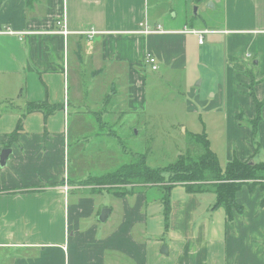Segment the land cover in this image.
<instances>
[{
  "label": "crops",
  "instance_id": "obj_1",
  "mask_svg": "<svg viewBox=\"0 0 264 264\" xmlns=\"http://www.w3.org/2000/svg\"><path fill=\"white\" fill-rule=\"evenodd\" d=\"M147 9L148 0H0V154L10 151L0 264H264V188L242 187V212L228 219L214 194L175 184L166 213L159 185L83 187L90 165L112 168L100 153L69 162L68 124L79 137L93 129L119 140L113 131L131 129L126 118L145 110L147 75L158 71L189 83L188 114H224L237 160H250L255 138L264 150V0H182L170 8L181 20L167 23ZM193 32H205L201 44ZM102 145L108 154L111 142Z\"/></svg>",
  "mask_w": 264,
  "mask_h": 264
},
{
  "label": "rangeland",
  "instance_id": "obj_2",
  "mask_svg": "<svg viewBox=\"0 0 264 264\" xmlns=\"http://www.w3.org/2000/svg\"><path fill=\"white\" fill-rule=\"evenodd\" d=\"M172 5L177 10V6L182 5V0H148L147 10L150 16L156 19L161 18L165 23L173 20L172 16L175 14L177 22H179L181 18L177 16L178 12L170 9ZM188 8L187 14L190 15L191 11ZM192 12H194V6ZM219 20L220 17H215L213 22H219ZM214 66L216 67L215 63ZM217 71L218 69H213L212 76L220 82L217 78ZM148 73L146 108L143 112L133 113L132 116L126 118L131 129L123 131L119 127L115 128L113 134L118 135L119 140L107 135L106 132H95L93 129L83 132V137H79L78 132L73 131L75 124H68L70 127L68 139L69 162L84 152L89 153L91 158H94L95 155L98 156L97 153H100L99 157L104 165L106 167L112 166V170L108 171V174L115 170L118 165H121L120 159L126 161L130 153L135 152L141 155L146 154L147 164L151 168L165 169L167 166L174 164L181 155L184 157L188 154L187 145L191 142L193 136L204 135L209 151L214 154L220 169L225 172L226 164L229 163L226 158L228 151L231 149V159L238 158L235 155L237 149L229 144L231 140L237 142V139L234 137L226 139L225 137V128L230 122L224 114L219 111L204 113L202 108L198 109V113L188 114L186 100H191L187 93L189 83L185 82L178 74L159 73V71ZM204 76H206V73ZM213 91L208 92L209 94L204 92L203 99L209 97ZM98 105L100 106V101H98ZM79 109L80 112H83L82 105ZM4 110H12L11 105L8 103ZM88 119L92 120L90 121L92 124L96 122L91 116ZM244 125H247V123ZM250 125L252 129V124ZM106 142L112 144L107 147L108 154L104 153L106 150L102 145ZM252 145L255 151L250 156L249 163L264 164V150L261 149L259 138L253 139ZM126 152L128 156L124 158L123 155ZM111 160L112 163L109 162ZM119 162L120 164H118ZM100 173H104V171L99 170L95 164L90 165V168L84 171V175L88 174V178L85 179L82 186L87 187L86 189L90 191H100L99 178L106 174L102 175ZM163 175L166 179L169 177L166 171L163 172ZM88 186L91 187L88 188ZM261 193L264 195V189Z\"/></svg>",
  "mask_w": 264,
  "mask_h": 264
},
{
  "label": "trees",
  "instance_id": "obj_3",
  "mask_svg": "<svg viewBox=\"0 0 264 264\" xmlns=\"http://www.w3.org/2000/svg\"><path fill=\"white\" fill-rule=\"evenodd\" d=\"M192 1L199 4L203 0ZM48 114L45 113V116ZM256 124L257 121L252 123L253 136ZM190 141L187 145L188 154L184 157L181 155L174 164L164 167L165 169L151 168L147 164L146 154L134 152L111 173L101 176L98 184H101V187L124 184L147 187L159 185L164 194L166 213L169 210L167 207L169 190L175 184H181L187 193L214 194L216 206L225 209L228 219H231L233 210L241 213L242 209L236 204L235 195L244 186L248 190H253L257 185L264 188V164L241 162L234 158L226 164L223 172L214 154L209 151L204 135L193 136ZM110 170L112 168L108 171ZM164 171L169 175L167 179L163 175Z\"/></svg>",
  "mask_w": 264,
  "mask_h": 264
},
{
  "label": "built area",
  "instance_id": "obj_4",
  "mask_svg": "<svg viewBox=\"0 0 264 264\" xmlns=\"http://www.w3.org/2000/svg\"><path fill=\"white\" fill-rule=\"evenodd\" d=\"M193 33L198 35V43L201 44L203 42V38H204L203 35L205 34V32H193ZM86 34L90 36V35L94 34V32H88ZM146 63L150 66L152 71H154V72L157 71L158 66H157L156 60L152 56H150V55L147 56Z\"/></svg>",
  "mask_w": 264,
  "mask_h": 264
},
{
  "label": "water",
  "instance_id": "obj_5",
  "mask_svg": "<svg viewBox=\"0 0 264 264\" xmlns=\"http://www.w3.org/2000/svg\"><path fill=\"white\" fill-rule=\"evenodd\" d=\"M10 151L8 149H4L0 154V165L4 166L5 162L8 158ZM108 213V210H105L102 212V216L106 215Z\"/></svg>",
  "mask_w": 264,
  "mask_h": 264
}]
</instances>
